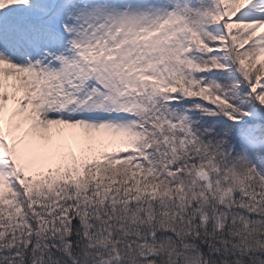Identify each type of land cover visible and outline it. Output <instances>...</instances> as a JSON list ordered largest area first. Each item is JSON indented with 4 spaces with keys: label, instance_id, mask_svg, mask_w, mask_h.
Listing matches in <instances>:
<instances>
[{
    "label": "snow or ice",
    "instance_id": "1",
    "mask_svg": "<svg viewBox=\"0 0 264 264\" xmlns=\"http://www.w3.org/2000/svg\"><path fill=\"white\" fill-rule=\"evenodd\" d=\"M0 264H264V0H0Z\"/></svg>",
    "mask_w": 264,
    "mask_h": 264
}]
</instances>
